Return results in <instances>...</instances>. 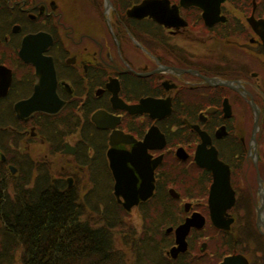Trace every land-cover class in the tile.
Masks as SVG:
<instances>
[{
  "label": "flooded vegetation",
  "instance_id": "1",
  "mask_svg": "<svg viewBox=\"0 0 264 264\" xmlns=\"http://www.w3.org/2000/svg\"><path fill=\"white\" fill-rule=\"evenodd\" d=\"M77 2L81 16L75 19L71 0H0L1 80L10 75L0 95V128L12 130L17 161H28L34 171L40 164L32 145L44 144V157L50 158L55 151L64 154L65 142L75 147L67 154L72 159L81 149L92 160L99 145L97 184L111 189L115 205L126 211L123 222L132 212L144 223L146 217L164 221L156 229L167 240L164 259L153 264H264V0ZM33 34L43 35L33 46L51 59L63 106L57 113L18 118L15 103L38 85L36 67L19 55L24 38ZM144 99L155 102L136 107ZM60 117L71 128L67 139L74 141L55 147L56 133L48 127L56 131ZM152 127L166 142L164 149L147 150L151 159L162 156L154 193L126 210L123 197L113 194L108 150L132 157ZM212 153L228 169L231 204L221 198L222 188L210 200L219 165L210 169L199 162L213 160ZM1 161L6 159L0 155V167ZM49 163L43 165L62 175L68 187L88 173L78 170L77 177L72 160L70 172H56ZM118 165L127 189V174L138 175L130 160ZM192 215L202 225L190 228L186 251L172 256L176 229Z\"/></svg>",
  "mask_w": 264,
  "mask_h": 264
},
{
  "label": "trees",
  "instance_id": "2",
  "mask_svg": "<svg viewBox=\"0 0 264 264\" xmlns=\"http://www.w3.org/2000/svg\"><path fill=\"white\" fill-rule=\"evenodd\" d=\"M60 118L56 131L52 125L48 127L56 133L55 147L62 144L71 129ZM1 136L2 140L10 138ZM95 150L97 159H88L81 149L74 156L76 176L78 170L86 169L88 173L71 187L62 175L55 177L45 165L34 173L30 167L14 176L0 175V264H127L126 251L136 261V253L148 259L152 250L163 261L167 240L156 229L164 221L146 217V228L138 237H134V230L132 236L124 233L128 250L118 246L114 234L126 226L124 210L115 205L110 188L97 189L102 172V165H97L101 146L96 145ZM155 261L149 260L148 264Z\"/></svg>",
  "mask_w": 264,
  "mask_h": 264
},
{
  "label": "water",
  "instance_id": "3",
  "mask_svg": "<svg viewBox=\"0 0 264 264\" xmlns=\"http://www.w3.org/2000/svg\"><path fill=\"white\" fill-rule=\"evenodd\" d=\"M140 8V7H139ZM143 9V8H140ZM139 10V9H138ZM42 34L28 35L24 38L21 50L19 52L20 57L27 63H31L36 67V76L38 78V85L35 88L33 95L27 100L20 101L15 104V111L18 117H27L34 111H45L48 113L57 112L62 106L61 102L55 94V72L53 68L52 61L49 57H44L40 55L39 49L33 46L39 40ZM46 48H41V51H44ZM1 76V73H0ZM207 81H209L207 79ZM8 80H0V95H4L7 90ZM142 103L138 106H149L154 104L155 100L144 99ZM25 108V109H23ZM133 109V107H132ZM139 111V110H138ZM96 116H94V120ZM111 145L115 143L113 135H111ZM165 144L164 136L159 133V130L156 127H152L147 135L145 136L142 142H138L136 147L132 150L130 154L132 157L123 159L119 154L124 153L116 151L114 149L108 150V157L110 160V166L113 171L114 177L116 179V184L114 186L115 194L117 196L122 195L124 198L123 206L129 210L133 205L137 204L139 200H146L149 198L154 189V169L161 161L162 156H158L154 159H151V155L148 154L147 150L152 148H162ZM180 150H177L178 156H181ZM75 148L70 146L68 143H65L64 153L73 154ZM209 152V151H208ZM202 153V152H201ZM142 155V156H140ZM121 158V160L119 159ZM213 160L200 161L201 166L211 169L213 163L219 165V172L216 174L217 185L211 191L210 200H213L217 193L218 189H223L221 191V198L229 201L230 204L233 202V192L229 185V172L228 169L217 160V157L212 153ZM130 160L134 166L135 173L138 175L135 176L131 171L127 175L131 178L130 181H127V189L122 187V180L124 178V171L119 168V161ZM140 183L138 184V181ZM216 181V178H215ZM198 215H192L188 218L185 223L181 224L176 229V243L177 247L171 249L172 256H176L178 252H183L187 248L186 235L189 232L192 226L200 227L202 225V220L197 221Z\"/></svg>",
  "mask_w": 264,
  "mask_h": 264
},
{
  "label": "rangeland",
  "instance_id": "4",
  "mask_svg": "<svg viewBox=\"0 0 264 264\" xmlns=\"http://www.w3.org/2000/svg\"><path fill=\"white\" fill-rule=\"evenodd\" d=\"M71 3H73L71 5V7L74 9V12H70L69 14L75 16V17H73L75 19L80 18L81 15L77 14V12L80 8H77L76 13H75V7H78V5L81 2H77V0H71ZM82 7H83V5H82ZM82 16L85 19V14H82ZM91 24H92V22L88 23V25H91ZM67 140L73 142L74 138L71 137ZM31 151H32V156L34 157V161H37L41 166L45 162H48V163L50 162L49 163L51 165L50 167L52 169H55L56 172H58L59 169L61 170L62 167H64V169H66V172H67V170L69 172L73 170L74 165H73V163H70L71 160H73V159L70 155L60 154L59 152L55 151V154L50 156V158H45L44 157V153H45V145L44 144L42 146L41 145H32ZM37 167H39V165ZM78 177L80 178V176H78ZM100 183H102V182L100 181ZM97 189L100 191L104 190L103 186L101 187V185H99V184H97ZM98 200L101 201V203H105L102 198H98ZM100 216L103 217L102 212H101ZM125 219H126V222L128 221V225H126L124 227V229H123L124 233L130 234L132 236V230H134V233H135L134 237L135 238L138 237L139 234L142 233V231H144L146 228V223L142 222V220L140 221V218L138 217V213H136V212H134V213L132 212L131 214H129L128 218L125 217ZM124 233H120L119 229H118L115 231L114 237H115V240L118 241V246L126 251V250H128L129 244L123 240V234ZM124 236H126V235H124ZM126 257H128L127 264H140V262H141V264H148V262H149V259H146V257H144V256L139 258L137 253H136V261H134L131 258V253L129 251H126ZM153 258L154 257L151 256V259H153Z\"/></svg>",
  "mask_w": 264,
  "mask_h": 264
}]
</instances>
